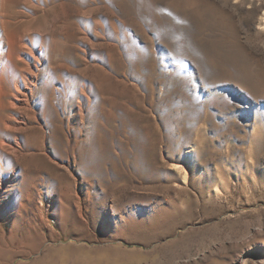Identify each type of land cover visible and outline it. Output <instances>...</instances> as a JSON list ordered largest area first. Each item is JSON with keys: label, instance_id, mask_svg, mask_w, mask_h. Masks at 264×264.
Wrapping results in <instances>:
<instances>
[{"label": "rangeland", "instance_id": "374dc122", "mask_svg": "<svg viewBox=\"0 0 264 264\" xmlns=\"http://www.w3.org/2000/svg\"><path fill=\"white\" fill-rule=\"evenodd\" d=\"M24 34L0 264H264V0H0Z\"/></svg>", "mask_w": 264, "mask_h": 264}, {"label": "bare ground", "instance_id": "6f19581e", "mask_svg": "<svg viewBox=\"0 0 264 264\" xmlns=\"http://www.w3.org/2000/svg\"><path fill=\"white\" fill-rule=\"evenodd\" d=\"M19 36L15 38L12 35H5L2 38L3 42L5 43V50L3 53H1L2 55H0L2 58H4L3 62L0 60V113L3 109L15 110L16 106L18 105L17 102L19 97H24V102H22V105L25 107L28 106L30 103L29 96L32 92L31 86L33 85V81L39 78L37 77V74H35V70L39 71L41 62L38 60V58L37 60L34 58V63L31 62L29 59L31 56V49L28 43L25 41L27 35L23 37ZM18 49L20 50L19 53L17 52ZM5 97H11L12 101L8 104L5 103L3 101ZM19 144L18 138L9 143L7 140L0 141V153L4 154L5 151L8 153L6 148L9 146L12 147L9 148V152L13 155H17L19 154L17 151V148L20 146ZM10 153H8V155ZM16 173L15 177H12L11 180L8 181V183H10L8 185H11L12 183L14 184L16 182ZM2 188V180L0 179V190H2Z\"/></svg>", "mask_w": 264, "mask_h": 264}]
</instances>
